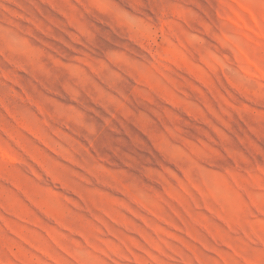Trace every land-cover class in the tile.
Wrapping results in <instances>:
<instances>
[{
    "label": "rangeland",
    "instance_id": "374dc122",
    "mask_svg": "<svg viewBox=\"0 0 264 264\" xmlns=\"http://www.w3.org/2000/svg\"><path fill=\"white\" fill-rule=\"evenodd\" d=\"M0 264H264V0H0Z\"/></svg>",
    "mask_w": 264,
    "mask_h": 264
}]
</instances>
